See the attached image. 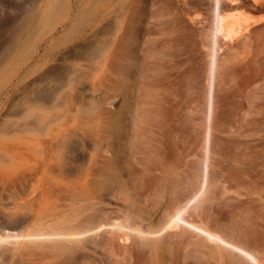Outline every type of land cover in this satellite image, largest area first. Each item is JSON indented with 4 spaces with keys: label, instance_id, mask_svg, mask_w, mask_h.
Wrapping results in <instances>:
<instances>
[{
    "label": "bare ground",
    "instance_id": "1",
    "mask_svg": "<svg viewBox=\"0 0 264 264\" xmlns=\"http://www.w3.org/2000/svg\"><path fill=\"white\" fill-rule=\"evenodd\" d=\"M3 2L13 4L15 13L7 17L10 20L0 19V49L5 47L0 63L18 61L12 73L18 82L43 69L48 72L54 55L73 45V41H62V35L46 40L58 25L68 21L66 33L80 35L109 19L106 5L82 25L79 14L67 9L64 1L33 0L28 7L22 2ZM214 10L217 14L218 0ZM217 16L216 31H220ZM114 18L122 19L119 15ZM123 18L141 24L147 16L128 13ZM154 32L150 27L138 32L126 27L101 48L77 51L72 58L61 56L65 66L61 74L36 84L30 100L28 96V101L18 103V97L15 118L0 124V264H163L167 257L157 234L181 224L260 264L250 251L220 232L188 221L181 207L157 228L145 222L141 197L177 174L181 145L170 141L161 121L168 115L165 108L157 112L160 119L146 116L149 122L142 112L140 122L147 125L134 123L127 137L125 127L111 122L110 113L101 106L109 94L106 90L97 94L102 81H98L99 75L93 76L99 69L106 78V71L113 67L112 84L120 80L116 67L130 70L140 46L145 69H154L158 61L148 60L152 51L156 56ZM211 68L212 79L213 64ZM209 92L208 119L211 87ZM84 104L89 107L83 111ZM186 148L189 155L191 145ZM204 175L206 180V170ZM119 237L130 239L131 244L119 245Z\"/></svg>",
    "mask_w": 264,
    "mask_h": 264
},
{
    "label": "rangeland",
    "instance_id": "2",
    "mask_svg": "<svg viewBox=\"0 0 264 264\" xmlns=\"http://www.w3.org/2000/svg\"><path fill=\"white\" fill-rule=\"evenodd\" d=\"M10 1L22 2L24 7L33 2ZM59 1L79 14L82 25L105 5L109 19L99 22L94 31L89 29L80 35L66 33L68 21L58 25L46 40L62 35V41L74 43L54 55L48 72L40 71L43 75L35 73L18 82L12 75L18 61L0 63V124L15 118L19 105L16 101H28L36 84L43 85L45 79L61 74L65 69L61 56L72 58L77 51L101 48L126 27L136 32L152 28L157 38L152 48L156 56L152 51L148 60L158 61L154 69H145L140 46L133 56L136 64L130 70L127 66L116 67L120 80L112 84L113 67L106 71V78L99 69L94 71L96 77L92 75H99L98 81H102L97 94L104 90L109 94L101 106L110 113L111 122L125 127L127 137L135 124L147 125L140 122L142 112L149 122L146 116L160 119L157 112L165 108L168 115L161 121L169 131L170 141L181 145L177 174L141 197L145 222L157 228L181 207L188 221L220 232L264 264V0H218L217 14L215 0ZM3 4L0 0V19L10 20L7 17L14 15V5ZM128 13L146 15L147 19L133 24L123 18ZM115 15L122 17L120 22ZM151 15L162 21L150 18ZM217 15L221 18L220 31H216ZM4 49L3 45L0 56ZM87 107L84 104L83 111ZM189 144L191 155L186 152ZM157 235L167 257L163 264H255L236 248L185 224ZM121 238L116 239L119 245L131 244L130 239Z\"/></svg>",
    "mask_w": 264,
    "mask_h": 264
}]
</instances>
